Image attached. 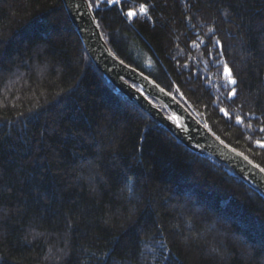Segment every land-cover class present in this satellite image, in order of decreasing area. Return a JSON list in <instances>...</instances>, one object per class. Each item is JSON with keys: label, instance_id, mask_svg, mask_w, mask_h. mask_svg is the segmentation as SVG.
Instances as JSON below:
<instances>
[{"label": "trees", "instance_id": "1", "mask_svg": "<svg viewBox=\"0 0 264 264\" xmlns=\"http://www.w3.org/2000/svg\"><path fill=\"white\" fill-rule=\"evenodd\" d=\"M88 1L119 59L264 168V0ZM0 264H264V195L116 88L63 0H0Z\"/></svg>", "mask_w": 264, "mask_h": 264}, {"label": "water", "instance_id": "2", "mask_svg": "<svg viewBox=\"0 0 264 264\" xmlns=\"http://www.w3.org/2000/svg\"><path fill=\"white\" fill-rule=\"evenodd\" d=\"M63 1L88 56L116 88L186 147L227 166L264 195L262 166L224 142L197 114L153 79L119 59L106 42L88 0Z\"/></svg>", "mask_w": 264, "mask_h": 264}, {"label": "snow or ice", "instance_id": "3", "mask_svg": "<svg viewBox=\"0 0 264 264\" xmlns=\"http://www.w3.org/2000/svg\"><path fill=\"white\" fill-rule=\"evenodd\" d=\"M110 2L111 3H113V4H119L120 2H121V0H110ZM140 11L142 12V13H144V14H147V11H148V9H147V7L146 6H144V5H141V7H140ZM137 13H135V12H132V11H130V12H128L127 13V15L129 16V17H132V16H134V15H136ZM224 77H225V79H226V83L227 84H230V85H236V83H237V81L233 78V76H232V72H231V69L225 64V66H224ZM236 88L235 87H233L232 89H231V91H230V93H229V95H230V97H234V96H236ZM222 111H223V109H222ZM225 115H228V113L225 111ZM237 121L238 122H240V123H243V121L239 118V117H237ZM261 131H264V128H262L261 129ZM259 167V166H258ZM262 171H264V169H261Z\"/></svg>", "mask_w": 264, "mask_h": 264}, {"label": "built area", "instance_id": "4", "mask_svg": "<svg viewBox=\"0 0 264 264\" xmlns=\"http://www.w3.org/2000/svg\"><path fill=\"white\" fill-rule=\"evenodd\" d=\"M100 1L108 3L110 5H115V4L111 3L110 0H100ZM123 1H125V0H121V2L118 5H120Z\"/></svg>", "mask_w": 264, "mask_h": 264}]
</instances>
